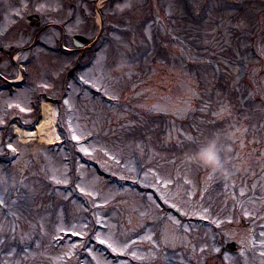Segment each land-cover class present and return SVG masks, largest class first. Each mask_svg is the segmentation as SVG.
<instances>
[{
	"label": "rangeland",
	"instance_id": "obj_1",
	"mask_svg": "<svg viewBox=\"0 0 264 264\" xmlns=\"http://www.w3.org/2000/svg\"><path fill=\"white\" fill-rule=\"evenodd\" d=\"M0 47V123L58 134L0 136V264H264V0H0Z\"/></svg>",
	"mask_w": 264,
	"mask_h": 264
},
{
	"label": "clouds",
	"instance_id": "obj_2",
	"mask_svg": "<svg viewBox=\"0 0 264 264\" xmlns=\"http://www.w3.org/2000/svg\"><path fill=\"white\" fill-rule=\"evenodd\" d=\"M123 63H118L119 70ZM224 148L215 137L207 139L200 144L197 149L187 156V159L197 163L200 167L208 169L210 174L220 173L226 175L227 157H222Z\"/></svg>",
	"mask_w": 264,
	"mask_h": 264
},
{
	"label": "bare ground",
	"instance_id": "obj_3",
	"mask_svg": "<svg viewBox=\"0 0 264 264\" xmlns=\"http://www.w3.org/2000/svg\"><path fill=\"white\" fill-rule=\"evenodd\" d=\"M47 109L45 110V115L42 118V121L39 123L37 130H23L20 127H16V133L19 138L27 142L30 139H34L36 137L40 138L42 141L54 142L58 139L57 131L52 127V123L54 122V110L50 104H47Z\"/></svg>",
	"mask_w": 264,
	"mask_h": 264
},
{
	"label": "flooded vegetation",
	"instance_id": "obj_4",
	"mask_svg": "<svg viewBox=\"0 0 264 264\" xmlns=\"http://www.w3.org/2000/svg\"><path fill=\"white\" fill-rule=\"evenodd\" d=\"M69 73V71L67 72V74ZM46 98H48L47 96H46ZM13 123L11 124V125H8V126H2V127H0V133H1V135H2V138L4 139V137H5V135L7 134V133H10V129H12L13 128ZM36 126V123H30L29 124V127H31V128H34ZM221 243V242H220ZM224 245L225 244H221V246L220 247H222V249H224ZM246 245V244H245ZM245 245H242L243 247H246ZM242 246H240L239 247V245H238V248L236 249V250H232L231 252H234V251H240V250H242ZM247 248V247H246ZM228 250H226V248H225V250L223 251V253H225V252H227ZM211 255H212V253H211Z\"/></svg>",
	"mask_w": 264,
	"mask_h": 264
},
{
	"label": "snow or ice",
	"instance_id": "obj_5",
	"mask_svg": "<svg viewBox=\"0 0 264 264\" xmlns=\"http://www.w3.org/2000/svg\"><path fill=\"white\" fill-rule=\"evenodd\" d=\"M81 79L83 80L84 78L81 77ZM85 82L88 83L89 81H85ZM106 94H107V93H106ZM65 103H68V101H65ZM72 138H73L74 140H79V139H80V137L76 136L75 134H73V137H72ZM8 147H9V148H12V145L9 144ZM13 150H14V149H13ZM81 150L84 151L85 153L88 152V149H86V148H83V149H81ZM58 182L67 183L66 180H65V181H58ZM80 190H81V192H84V191H85L83 188H81ZM245 215H247V213H245ZM217 223H219V221H217ZM73 234L76 235V236L83 235V233H81V232H76V233H73ZM262 235H264V233H262ZM101 242H102V243H108L107 241H101ZM108 246H109L110 248H112L113 251H118V249H117L116 247H114L112 244H108ZM216 250L218 251L219 249H216ZM133 255H135V253H133Z\"/></svg>",
	"mask_w": 264,
	"mask_h": 264
},
{
	"label": "water",
	"instance_id": "obj_6",
	"mask_svg": "<svg viewBox=\"0 0 264 264\" xmlns=\"http://www.w3.org/2000/svg\"><path fill=\"white\" fill-rule=\"evenodd\" d=\"M39 19V16L38 15H31L27 18V22L28 23H33L35 21H37ZM75 44L78 45V46H83L84 44L87 43L88 39L82 35H76L75 36ZM3 49L0 48V52L2 51Z\"/></svg>",
	"mask_w": 264,
	"mask_h": 264
},
{
	"label": "trees",
	"instance_id": "obj_7",
	"mask_svg": "<svg viewBox=\"0 0 264 264\" xmlns=\"http://www.w3.org/2000/svg\"><path fill=\"white\" fill-rule=\"evenodd\" d=\"M263 56V55H262Z\"/></svg>",
	"mask_w": 264,
	"mask_h": 264
}]
</instances>
